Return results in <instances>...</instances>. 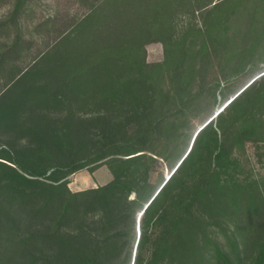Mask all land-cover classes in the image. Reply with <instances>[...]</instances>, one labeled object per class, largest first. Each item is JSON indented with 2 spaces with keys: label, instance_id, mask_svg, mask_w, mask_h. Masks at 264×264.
Masks as SVG:
<instances>
[{
  "label": "trees",
  "instance_id": "16d2710c",
  "mask_svg": "<svg viewBox=\"0 0 264 264\" xmlns=\"http://www.w3.org/2000/svg\"><path fill=\"white\" fill-rule=\"evenodd\" d=\"M81 1L82 15L41 22L56 28L44 48L18 31L0 52V264H123L125 212L152 165L170 163L155 148L177 144L199 100H217L221 81L197 79L215 46L227 83L264 45V0ZM29 4L15 0L0 32ZM201 10V26L189 21ZM153 42L158 63L146 60ZM207 122L138 229L158 188L132 217V264H264V177L244 174L247 144L264 167V71ZM99 164L111 181L69 189L70 176Z\"/></svg>",
  "mask_w": 264,
  "mask_h": 264
},
{
  "label": "rangeland",
  "instance_id": "374dc122",
  "mask_svg": "<svg viewBox=\"0 0 264 264\" xmlns=\"http://www.w3.org/2000/svg\"><path fill=\"white\" fill-rule=\"evenodd\" d=\"M15 0H0V21L4 20L9 14L11 7L13 6ZM31 4L27 7L28 9L23 15L20 25L15 26V21H12L9 28H5L4 31L0 32V52H3L8 45L10 40L9 35H15L18 31L23 36H31L32 43L30 48L41 49L44 48L49 42L51 35L55 33L56 28L52 27H41V22L47 18H63L67 19L73 16H80L85 13L84 2L81 0H30ZM217 2V0H215ZM209 6L207 9H210ZM251 9L246 11L247 13L243 15L244 20L246 21L249 16L253 15L254 5L250 6ZM206 10V9H205ZM205 10L195 12L194 16L189 18V21L196 22L197 25L201 26L206 17L208 16L204 13ZM208 18V17H207ZM185 25V24H184ZM245 27V23H243ZM233 27L230 28L229 34L232 35ZM238 34V39L240 40V45L247 42L249 38V33L242 29ZM239 45V49L241 46ZM245 46V45H244ZM216 53L212 54V61L210 66L204 65V70L199 73L198 80L202 78L206 82L217 79L221 81L220 87L216 93L217 100L213 102L212 99L203 98L199 100L198 104H195L189 111V124L183 126V132H180V139L177 141L175 146H169L164 150V145L158 146L155 149H158L163 153V156L170 157L168 162H164L160 159L152 165V171L149 176L148 187L140 189L141 198L138 203V206L126 211L125 213L129 215L124 219V222L121 223L123 235L121 238L124 241L123 252H120L114 261L123 259V264H132V259L126 258V254L132 253L134 251V243L138 238V232L134 225L131 228V219L135 216V213L138 210L139 205L146 202L157 188H159L163 182L168 179L169 175L174 170L176 164L180 159L186 154L190 140L195 131L201 128L208 120L214 115L221 111V108L225 103L243 86H245L250 80L255 76L261 74L264 71V45L261 46V49L258 52H255L251 58H255L253 68L248 70V73L245 75L238 76L233 80L224 83L222 80L227 78V72L223 69L221 70V63L223 59L221 57L224 55L223 47L221 45L215 46ZM146 49V60L148 63H158L163 60V47L159 42L149 43L145 47ZM263 54L259 58L258 55ZM20 58L12 60V63L19 65ZM24 64L23 62H21ZM20 63V65H21ZM0 79L2 75L0 74ZM200 86V85H199ZM206 97V95H205ZM214 122V121H213ZM173 152H172V151ZM246 154V164H245V173L253 175L255 179L264 177V167L257 161L256 151L252 144H247L244 150ZM167 157V158H168ZM112 176L108 171L106 164H99L97 166H91L88 169H84L76 172L69 177V189L72 192L83 191L91 188H97L101 185L107 184L111 181ZM134 196L132 195L131 198ZM220 239V238H219ZM113 261V262H114Z\"/></svg>",
  "mask_w": 264,
  "mask_h": 264
},
{
  "label": "water",
  "instance_id": "95a60500",
  "mask_svg": "<svg viewBox=\"0 0 264 264\" xmlns=\"http://www.w3.org/2000/svg\"><path fill=\"white\" fill-rule=\"evenodd\" d=\"M210 121V120H209ZM208 123V122H207ZM200 130V129H199ZM199 130H197L196 131V133L193 135V137H192V140H191V143H190V146H189V148H188V151H189V149H190V147H191V144H192V142L194 141V138H195V136H196V134H197V132L199 131ZM187 151V152H188ZM186 155V154H185ZM185 155L183 156V158L185 157ZM182 158V159H183ZM181 159V160H182ZM180 160V161H181ZM180 163V162H179ZM178 163V164H179ZM178 164H177V166H178ZM176 166V167H177ZM169 178V177H168ZM167 180V179H166ZM164 184V183H163ZM162 184V185H163ZM162 185L158 188V190H156V192L153 194V196L150 198V200L145 204V206L142 208V210L138 213V216H137V220H136V222H137V229H138V227H139V221H140V218H141V216H142V214L144 213V210L147 208V206L150 204V202L154 199V197L156 196V194L159 192V190L161 189V187H162ZM137 232H138V230H137ZM138 234H139V232H138Z\"/></svg>",
  "mask_w": 264,
  "mask_h": 264
},
{
  "label": "bare ground",
  "instance_id": "6f19581e",
  "mask_svg": "<svg viewBox=\"0 0 264 264\" xmlns=\"http://www.w3.org/2000/svg\"><path fill=\"white\" fill-rule=\"evenodd\" d=\"M191 143V142H190Z\"/></svg>",
  "mask_w": 264,
  "mask_h": 264
},
{
  "label": "crops",
  "instance_id": "0c3cea01",
  "mask_svg": "<svg viewBox=\"0 0 264 264\" xmlns=\"http://www.w3.org/2000/svg\"><path fill=\"white\" fill-rule=\"evenodd\" d=\"M102 186V185H101Z\"/></svg>",
  "mask_w": 264,
  "mask_h": 264
}]
</instances>
